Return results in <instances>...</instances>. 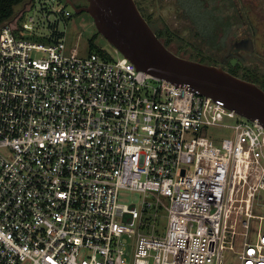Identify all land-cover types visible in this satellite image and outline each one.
Wrapping results in <instances>:
<instances>
[{"label":"built area","instance_id":"2783aa9c","mask_svg":"<svg viewBox=\"0 0 264 264\" xmlns=\"http://www.w3.org/2000/svg\"><path fill=\"white\" fill-rule=\"evenodd\" d=\"M36 1L0 27V264H127L124 236L129 264H264V128L81 34L36 42Z\"/></svg>","mask_w":264,"mask_h":264},{"label":"water","instance_id":"95a60500","mask_svg":"<svg viewBox=\"0 0 264 264\" xmlns=\"http://www.w3.org/2000/svg\"><path fill=\"white\" fill-rule=\"evenodd\" d=\"M34 0L22 4L23 11ZM74 14L86 13L96 32L123 57L152 77L186 86L228 110L264 128V92L220 67L200 63L170 51L157 38L134 0H86L76 7L64 0Z\"/></svg>","mask_w":264,"mask_h":264},{"label":"rangeland","instance_id":"374dc122","mask_svg":"<svg viewBox=\"0 0 264 264\" xmlns=\"http://www.w3.org/2000/svg\"><path fill=\"white\" fill-rule=\"evenodd\" d=\"M41 1L43 2L46 0H37L34 8L26 10L21 20L30 26L32 25V29L29 31V33L32 35L30 37H33L36 42L47 44L45 36L49 35L50 29L55 27L60 32H63L67 46L73 47L75 45L77 35L81 34V38H79L78 42L80 44V50L82 53L86 54L88 51H90L87 44L89 40L93 39L95 49L105 51L110 59L116 58L114 48L110 46L102 36L96 33L93 21L86 13H72L70 18L60 19L53 11L56 6L45 3V6L41 7ZM135 1L138 3V0ZM62 3L65 4L66 9L70 10L65 2L62 1ZM140 3L141 5L145 6V8H147V13L151 14L147 16V18H150V22L156 27V29H168L169 32L178 36L179 41L170 43V49L176 53L182 49L180 52H178V55L184 58L189 59V55L192 54V51L187 49L189 48L187 46L188 44H192V46L195 48H201L204 52L206 51V46L201 45L200 38L196 39L193 36L195 29L199 34H201V29L199 28L198 23L203 24L204 31L206 33L205 36L200 37L204 38V40L214 37L215 40L219 25L216 22V18L210 17L209 15L205 14L204 11L201 14H199V12L196 10L190 12V14L193 16L199 14L197 19L198 23L194 18V23L192 24L190 20L188 21L182 17L180 12L181 10L178 9V5L176 4L175 0H140ZM202 5L204 7V4ZM19 8L20 6L16 7V14L19 13ZM30 18H34L33 23L29 22ZM183 50H186V54H184L185 52ZM233 122L234 120H228V123L230 124ZM209 133L217 139H222L228 136L226 132L220 128H210ZM142 197V194L139 192L120 190L118 193V202L127 206H138ZM256 214L264 215V212L257 211ZM162 220L165 221L164 216ZM122 242L126 253L125 258L127 260V264H129L132 251V240L124 236ZM225 264H235V262L225 258Z\"/></svg>","mask_w":264,"mask_h":264},{"label":"flooded vegetation","instance_id":"af4514ba","mask_svg":"<svg viewBox=\"0 0 264 264\" xmlns=\"http://www.w3.org/2000/svg\"><path fill=\"white\" fill-rule=\"evenodd\" d=\"M71 1L78 8L87 5L86 0ZM175 1L180 9L178 0ZM202 1L204 13L216 17L219 25L215 40L214 37L207 39L205 64L220 67L264 92V0ZM134 2L151 27L147 20L151 14L147 13V8L140 0ZM168 49L172 51L170 45Z\"/></svg>","mask_w":264,"mask_h":264},{"label":"trees","instance_id":"16d2710c","mask_svg":"<svg viewBox=\"0 0 264 264\" xmlns=\"http://www.w3.org/2000/svg\"><path fill=\"white\" fill-rule=\"evenodd\" d=\"M25 1H27V0H0V27L4 23L11 22L14 19L15 14H16L15 13L16 7L22 6V4ZM59 1H64V0H59ZM195 3H196V6H195ZM178 4H179V8L181 9L182 17L188 21L190 20V22L192 24L194 23V18L197 21L198 15L204 11V7L202 5L203 4L202 0H178ZM193 10L198 11L199 14L194 15V16L192 14H190V12H192ZM214 18H216V17H214ZM147 20L150 23V25H151L155 35L157 36V38H159L160 40H163V44L165 45V47L168 48L170 43L179 41L178 36L169 32L168 29L158 30V29H156L155 26L152 25V23L150 22V18H147ZM197 23H198V21H197ZM198 25H199V28L201 29V34H199L195 28H194L195 32H193L192 30L191 31L193 32V36L196 39L200 38L201 45L206 46L207 40H204V38L200 37V36H205V34H206L204 31L203 24L198 23ZM88 46H89V49L91 52L95 51L96 53H98L102 57L108 58L105 51H102L100 49H95L93 39L88 41ZM187 46L189 47L187 49L192 51V54H190L188 57L190 60H194V61H197L200 63H205V61L207 60L206 54L201 48H195L194 46H192V44H188ZM180 50H182V49H180ZM180 50L178 52H180ZM183 51L185 52L184 54H186V50H183ZM178 52L175 54L178 55Z\"/></svg>","mask_w":264,"mask_h":264}]
</instances>
